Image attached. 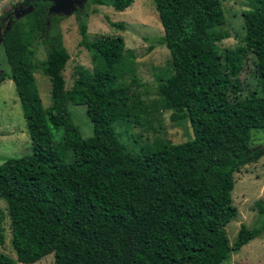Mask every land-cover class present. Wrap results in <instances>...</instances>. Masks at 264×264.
I'll return each mask as SVG.
<instances>
[{
  "label": "trees",
  "instance_id": "trees-1",
  "mask_svg": "<svg viewBox=\"0 0 264 264\" xmlns=\"http://www.w3.org/2000/svg\"><path fill=\"white\" fill-rule=\"evenodd\" d=\"M32 5L28 29L14 22L1 39L7 71L28 133L31 154L0 163V199L9 217L16 260L33 263L52 253V264H222L262 228L241 225L229 245L225 225L234 219L233 172L264 153L250 149V130H264V0L242 11L243 42L232 49L220 0H152L169 53V71L146 108L119 77L132 71L120 35L89 39L77 17L78 45L90 68L78 65L63 90L67 52L60 38L45 37L40 70L50 104L42 107L33 78L30 45L44 26L48 1ZM117 11L132 0H94ZM110 26L122 24L108 21ZM252 55V82L238 79ZM83 104L92 133L82 137L67 103ZM170 111L192 136L139 147L119 140L117 122L140 123L149 110ZM52 129L61 137L53 140ZM262 210H260L261 212ZM0 264H13L0 253Z\"/></svg>",
  "mask_w": 264,
  "mask_h": 264
},
{
  "label": "rangeland",
  "instance_id": "rangeland-1",
  "mask_svg": "<svg viewBox=\"0 0 264 264\" xmlns=\"http://www.w3.org/2000/svg\"><path fill=\"white\" fill-rule=\"evenodd\" d=\"M44 12V26L37 32L30 47L33 50L31 62L34 65L33 78L42 107L50 104L49 80L40 70L47 55L45 37L52 42L60 38L67 52V60L62 69L64 78L63 90L71 87L75 79V68L78 65L90 68L89 52L78 45L77 17L86 22L89 39L99 36L123 39L124 49L129 51L132 60V71L119 77L122 85H128L133 99L138 97L140 105L146 108L155 105L158 99L157 84L162 81L169 71V53L160 36L163 31L152 0H132L129 6L117 11L110 5H101L94 0H73L69 4L68 14L53 7L54 1ZM224 22L220 31H225L228 37L217 43L220 49H232L244 44L243 22L241 13L255 6L254 0H220ZM32 5L24 0H0V69L7 71V63L1 45L4 31L10 29L14 22L23 26L26 31L30 22L29 15ZM108 21L122 24V28L110 26ZM252 55L248 53L244 59L238 79L241 83L250 85L252 79ZM67 110L72 123L77 127L82 137L92 133V124L85 114L83 104L67 103ZM170 111L159 108L144 113L140 123L124 125L115 124L122 143L132 145L134 151L139 147H150L160 141L171 143L183 142L192 136L188 122L175 124L169 118ZM53 140L61 137L60 129H52ZM132 143V144H130ZM250 149L264 150V130H250ZM31 154L28 133L19 105L14 85L9 78L0 83V163L7 157H20ZM233 187L230 192L231 203L236 208L234 219L225 225L228 244L231 245L237 236L241 225L247 229L262 228L255 238L242 245L237 251H231L222 264H264V153L254 161L244 164L238 171L233 172ZM260 210H262L260 212ZM0 253L6 255L13 264H24L16 260L10 244L9 217L4 200L0 199ZM52 253L46 254L30 264H52Z\"/></svg>",
  "mask_w": 264,
  "mask_h": 264
},
{
  "label": "water",
  "instance_id": "water-1",
  "mask_svg": "<svg viewBox=\"0 0 264 264\" xmlns=\"http://www.w3.org/2000/svg\"><path fill=\"white\" fill-rule=\"evenodd\" d=\"M51 3L54 1L53 7H57L56 9L62 10L64 14H68L70 11L68 10L69 4H72L73 0H49Z\"/></svg>",
  "mask_w": 264,
  "mask_h": 264
},
{
  "label": "flooded vegetation",
  "instance_id": "flooded-vegetation-1",
  "mask_svg": "<svg viewBox=\"0 0 264 264\" xmlns=\"http://www.w3.org/2000/svg\"><path fill=\"white\" fill-rule=\"evenodd\" d=\"M47 8V7H46Z\"/></svg>",
  "mask_w": 264,
  "mask_h": 264
}]
</instances>
